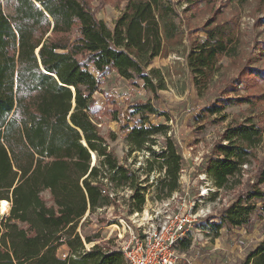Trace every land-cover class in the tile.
Returning <instances> with one entry per match:
<instances>
[{"label": "trees", "instance_id": "1", "mask_svg": "<svg viewBox=\"0 0 264 264\" xmlns=\"http://www.w3.org/2000/svg\"><path fill=\"white\" fill-rule=\"evenodd\" d=\"M181 1L186 8L179 10ZM245 9L254 26L264 24V0H126L113 28L95 15L91 0H0V201L10 204L8 215L0 216V264H125L110 239L83 238L77 230L80 221L86 212L109 206L118 188L131 191L140 211L146 189L140 170L162 174L158 189L163 194L156 197H168L179 188L182 157L167 126L147 121L155 108L137 101L127 106L130 116L141 118L132 126L122 124L116 110L112 118L126 130L131 150H146L152 159L146 158V168L120 163L91 118L93 94L110 72L141 80L151 92L163 89L160 72L148 66L185 47V34L188 70L201 94L219 70L220 58L241 57ZM255 43L254 60L246 59L203 113L264 96L253 92L264 83V39ZM237 82L246 94L227 93L238 90ZM263 132L252 119L235 122L205 158L213 196L238 190L217 220L208 221L214 237L222 227H246L253 215L264 216V167L255 154ZM109 135L113 139L115 134ZM252 162L257 168L244 184V167ZM85 243L92 246L85 248ZM63 245L67 253L60 257L57 250ZM240 264H264V236Z\"/></svg>", "mask_w": 264, "mask_h": 264}, {"label": "rangeland", "instance_id": "2", "mask_svg": "<svg viewBox=\"0 0 264 264\" xmlns=\"http://www.w3.org/2000/svg\"><path fill=\"white\" fill-rule=\"evenodd\" d=\"M173 1L177 2V0ZM125 2L126 0H109L102 3L99 0H91V6L95 15L102 19L109 28H113L115 19L123 10ZM178 8L182 10L186 8V4L183 1L178 2ZM4 11L9 13L10 8L5 5ZM247 12L248 9H245L240 17V27L244 31L241 57L239 59L220 58L219 70L212 77L209 88L201 94L198 93L187 66L186 56L190 48L187 34L182 41L185 47L180 46L176 52L154 58L148 66V69L155 68L160 72L164 80L163 89L151 92L141 80H127L115 72L107 73L101 78L98 90L93 94L95 102L91 118L99 126L100 132L105 135L110 151L119 162L136 169L146 168V158L152 159L146 150H131L124 139L126 130L122 129L119 122L112 118L113 111L116 110L122 124L132 126L141 118L139 114L130 116V109L127 106L133 102L147 101L156 110L155 114L148 115L147 121L167 126V135H170L179 146L183 166L179 176V188L168 197L161 199L156 195L161 194L162 196L163 194L158 189V180L162 178V174L146 173L140 170L141 186L146 188L142 209L136 210L135 201L130 199L129 189L118 188L115 200H112L109 206L95 209L92 213H85V217L80 221L81 226L77 228L83 238L86 235L97 236L94 239L99 238V242L110 239V247L117 249L120 246V240H125L128 236L124 226L126 224L132 226L134 223L147 219L151 209H155L162 200L167 198L170 201L168 207L172 210L179 208L187 210L193 205L194 211L202 209V214H205L200 220L192 223L186 233L187 237L178 247L183 259L191 261L192 264H240L244 253L263 238L264 216L258 219L253 215V223L246 227H222L217 237H214L212 233L206 234L204 225L198 222L205 219L211 222L217 220L221 210L238 191L220 190L213 196L215 188L204 173V162L214 142L220 138L227 126L235 122L245 123L246 120L252 119L264 128V96L261 99H255L251 104L227 106L221 112L213 114L202 112L207 104L209 105L216 99L217 94H221L225 83L237 77L246 59L250 57L254 60L252 49L256 46L255 40L264 39V24L259 23L258 26H254L252 19L246 15ZM197 35L203 36L204 34H192L193 37ZM261 64V62H253L252 65L261 66ZM154 82L157 83V79H154ZM237 85L236 92L228 90L227 93L246 94V89L242 88L238 82ZM253 92L264 94V83L259 84ZM110 132L115 134L113 139L109 138ZM155 137L160 139L162 135L158 134ZM158 144L154 146L155 149ZM255 154L257 162L264 167V141L255 149ZM256 168L255 162L245 165L244 184L247 178L252 177ZM43 195L48 197L45 191ZM123 234L124 238L120 239ZM90 243L93 245L95 241ZM86 244L85 248L92 246ZM66 253L65 245L57 250L60 257ZM184 262L181 264H186Z\"/></svg>", "mask_w": 264, "mask_h": 264}, {"label": "built area", "instance_id": "3", "mask_svg": "<svg viewBox=\"0 0 264 264\" xmlns=\"http://www.w3.org/2000/svg\"><path fill=\"white\" fill-rule=\"evenodd\" d=\"M102 192L105 193V190ZM109 196L113 197L114 193L109 191ZM169 204L168 198L162 200L155 209H151L147 219L132 226H124L128 236L127 239L120 240L117 249L122 252L125 264H181L183 256L178 247L187 237L186 233L192 223L205 214H202V209L194 211L193 205L187 210H172L168 207ZM205 220L198 222L204 225L206 234L210 235L212 228L208 219ZM123 238L124 234L120 239ZM186 262L192 264L187 259Z\"/></svg>", "mask_w": 264, "mask_h": 264}, {"label": "bare ground", "instance_id": "4", "mask_svg": "<svg viewBox=\"0 0 264 264\" xmlns=\"http://www.w3.org/2000/svg\"><path fill=\"white\" fill-rule=\"evenodd\" d=\"M10 204L6 200H1L0 201V209L2 212H8L9 211Z\"/></svg>", "mask_w": 264, "mask_h": 264}, {"label": "water", "instance_id": "5", "mask_svg": "<svg viewBox=\"0 0 264 264\" xmlns=\"http://www.w3.org/2000/svg\"><path fill=\"white\" fill-rule=\"evenodd\" d=\"M40 6V5H39ZM71 89H73L72 87H71ZM74 90V89H73ZM73 105H74V102H73ZM83 144H85V141H83ZM95 157H94V155L92 156V153H91V164H90V166H93L94 165V162H95V159H94ZM3 200H5V199H3ZM7 201V200H6ZM4 215H6V212L4 213V212H2L1 211V209H0V216L2 217V216H4Z\"/></svg>", "mask_w": 264, "mask_h": 264}, {"label": "crops", "instance_id": "6", "mask_svg": "<svg viewBox=\"0 0 264 264\" xmlns=\"http://www.w3.org/2000/svg\"><path fill=\"white\" fill-rule=\"evenodd\" d=\"M65 255H66V254H65ZM65 255H64V256H65ZM64 256H63V257H64ZM184 261H185V260H184V259H182V262H184ZM182 262H181V263H182ZM184 263H186V264H187V262H186V261H185Z\"/></svg>", "mask_w": 264, "mask_h": 264}]
</instances>
